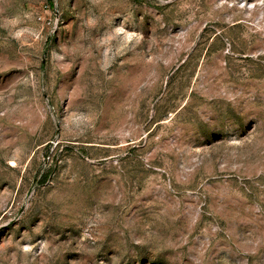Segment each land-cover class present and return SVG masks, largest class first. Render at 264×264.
<instances>
[{
	"label": "rangeland",
	"instance_id": "obj_1",
	"mask_svg": "<svg viewBox=\"0 0 264 264\" xmlns=\"http://www.w3.org/2000/svg\"><path fill=\"white\" fill-rule=\"evenodd\" d=\"M0 264H264V0H0Z\"/></svg>",
	"mask_w": 264,
	"mask_h": 264
}]
</instances>
